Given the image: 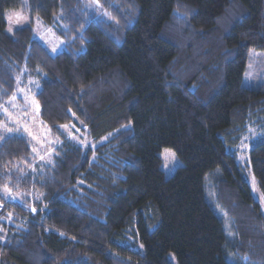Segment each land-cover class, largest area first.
I'll list each match as a JSON object with an SVG mask.
<instances>
[{
  "label": "trees",
  "instance_id": "trees-1",
  "mask_svg": "<svg viewBox=\"0 0 264 264\" xmlns=\"http://www.w3.org/2000/svg\"><path fill=\"white\" fill-rule=\"evenodd\" d=\"M97 1L102 14L26 0L66 41L51 55L30 25L6 32L23 2L0 0V107L38 78L39 117L61 141L33 172L29 139L0 135V197L20 198L5 200L0 264H264L245 176L264 194V88L242 84L249 52H264V0ZM76 120L106 140H68L60 126ZM249 126L261 133L243 166ZM164 148L181 162L170 176Z\"/></svg>",
  "mask_w": 264,
  "mask_h": 264
},
{
  "label": "rangeland",
  "instance_id": "rangeland-1",
  "mask_svg": "<svg viewBox=\"0 0 264 264\" xmlns=\"http://www.w3.org/2000/svg\"><path fill=\"white\" fill-rule=\"evenodd\" d=\"M22 2L23 4L21 7L17 9H8L6 11V32L13 34L16 29L30 25L32 27L33 38L51 55H56L64 50L66 48L65 39L53 26L45 24L38 16L30 15L24 8L26 0H22ZM86 4L89 8L98 13H104L97 0H87ZM60 26L61 28L64 27L62 24H60ZM242 84L247 88H264L263 51L251 50L249 52ZM39 85L38 78L24 76V78L19 81L15 93L6 101L4 106L0 107V135L20 133L29 139L32 149L33 161L31 163V169L33 172L42 169L43 166L50 163L54 149L61 142L55 136L51 135L48 128L43 125L39 117V104L35 98V93L39 89ZM82 126L81 122L76 120L72 123H65L60 127L68 140L74 141L84 148L94 149L95 146L106 140L107 136H103L98 140L92 139L87 134V130ZM260 133L261 132L254 126H249L247 132L242 135L239 145L238 161L243 166H245L248 160V149L252 141L259 136ZM160 156L162 158L161 169L166 176H170L181 164L178 157L169 148L162 149ZM245 172L251 194L258 202L264 216V194L261 192L251 170L245 168ZM5 200L19 201L20 198L17 194L15 195L6 191ZM28 209L35 211L33 206H28ZM3 213H0V219L5 216Z\"/></svg>",
  "mask_w": 264,
  "mask_h": 264
},
{
  "label": "built area",
  "instance_id": "built-area-1",
  "mask_svg": "<svg viewBox=\"0 0 264 264\" xmlns=\"http://www.w3.org/2000/svg\"><path fill=\"white\" fill-rule=\"evenodd\" d=\"M7 207H9V205L0 197V213Z\"/></svg>",
  "mask_w": 264,
  "mask_h": 264
},
{
  "label": "snow or ice",
  "instance_id": "snow-or-ice-1",
  "mask_svg": "<svg viewBox=\"0 0 264 264\" xmlns=\"http://www.w3.org/2000/svg\"><path fill=\"white\" fill-rule=\"evenodd\" d=\"M11 30V29H10Z\"/></svg>",
  "mask_w": 264,
  "mask_h": 264
}]
</instances>
